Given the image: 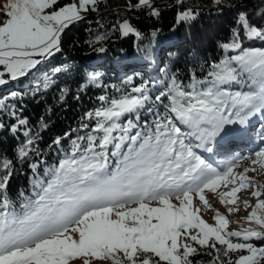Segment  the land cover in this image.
Wrapping results in <instances>:
<instances>
[{
    "label": "snow or ice",
    "instance_id": "6c2138e0",
    "mask_svg": "<svg viewBox=\"0 0 264 264\" xmlns=\"http://www.w3.org/2000/svg\"><path fill=\"white\" fill-rule=\"evenodd\" d=\"M97 3L7 0L0 12V86L26 77L59 52L65 31L84 21ZM153 3L138 0L130 7L159 16ZM196 18L192 10L182 11L177 23ZM236 25L229 41L220 45L224 56L219 62L201 66L200 74L191 73L187 81L172 73L155 95L149 82L130 91L116 89L119 96L100 95V106L83 117L87 134L71 141L58 165L43 178L39 165H30L36 179L19 210L7 195L13 162L0 159V264H193L191 257L200 249H215L208 252L209 264H264V246L249 242L255 238L264 244V185L248 175L257 166L264 170V149L234 157L221 170L196 151L212 153L233 135V126L244 128L251 118L264 117V47L245 45L264 44V27L253 24L245 11L238 13ZM119 27L124 35H141L127 20ZM98 78L96 73L90 82ZM17 123L28 121L19 118ZM10 130L19 129L12 125ZM33 144L29 138L18 158L26 160L30 150L35 152ZM245 160L251 167L237 171ZM244 190L256 199L254 206L243 200L252 209L246 217L252 226L227 231L230 221L218 210L215 224L202 218L204 209L213 210L206 191L229 205L231 214L240 210ZM232 253H238L236 258H229Z\"/></svg>",
    "mask_w": 264,
    "mask_h": 264
},
{
    "label": "trees",
    "instance_id": "16d2710c",
    "mask_svg": "<svg viewBox=\"0 0 264 264\" xmlns=\"http://www.w3.org/2000/svg\"><path fill=\"white\" fill-rule=\"evenodd\" d=\"M66 2L60 0L61 5ZM137 2L98 0L95 11H89L84 21L65 31L59 52L26 77L0 86V123L5 125L0 129V159L13 162L14 174L7 195L17 210L33 191L36 175L30 165H39L41 178L49 168L58 165L70 151L71 141L87 134L88 130L81 128L86 122L83 117L100 106V95L119 96L116 89L130 91L141 82H149L155 95L156 89H163L172 73L185 81L193 72L200 74L201 66L207 68L224 56L220 45L229 41L231 30L237 27L236 17L242 11L249 14L257 27H264V0H222L221 5H216L214 0H183L182 3L154 0L153 7L160 10L159 16L149 15L147 8L130 7ZM187 10H192L197 18L177 23L178 14ZM125 20L141 35L121 34L119 25ZM101 36L103 40L98 39ZM245 45L264 47L260 41L254 44L245 41ZM100 47L105 51H99ZM56 67L62 71L55 73ZM96 73L99 78L91 83V76ZM13 92L17 93L15 97ZM143 116L151 119L147 112ZM19 118L27 120V125L19 126ZM12 125H17L16 133L11 132ZM262 125L264 117L251 118L246 128L248 135L263 131ZM58 137L63 138L62 143L53 144ZM29 138L34 140L30 149L36 151L30 150L28 158L21 160L18 150ZM214 148L219 164L231 157L228 153L223 159L221 144ZM232 153L235 157L239 155L237 151ZM111 163L115 165L114 158ZM249 242L264 245L256 239ZM209 251L215 253L213 249H200L191 257L193 264H209L212 258ZM237 255L232 253L229 258Z\"/></svg>",
    "mask_w": 264,
    "mask_h": 264
},
{
    "label": "rangeland",
    "instance_id": "374dc122",
    "mask_svg": "<svg viewBox=\"0 0 264 264\" xmlns=\"http://www.w3.org/2000/svg\"><path fill=\"white\" fill-rule=\"evenodd\" d=\"M7 3V0H0V12H3V6ZM0 19H3L2 16H0ZM120 29V27H119ZM121 34L122 31L120 30ZM124 35V34H123ZM256 47V46H255ZM260 47V46H258ZM3 70V67L0 66V71ZM248 125L244 128H241V126H233V135L230 136L228 139L221 141L219 144L223 146L222 151H220L221 156L223 159L229 155H231L230 158H226L224 160L225 163L219 164L216 157L214 156L215 148L212 153H208L203 151L202 149H197V154L200 155L203 159L206 160L207 163L211 164L214 168L217 170H221L227 167L228 163L233 160L235 155H232V152H239L238 156H248L251 157L254 155L256 151H259L261 149H264V142H262V139L260 137V134L262 136V133H264V125H262L263 131H259L258 133H253V135H248L246 128ZM232 153V154H231ZM237 156V157H238ZM246 167H251V161L245 160L240 163L239 168L237 171H242ZM248 175L250 177L254 178L255 183L264 185V170L260 169L257 166L256 172H249ZM225 189L221 188L220 191H223ZM251 190H244L242 191L240 195V203H239V211L232 212L229 214L227 212L229 205H224L219 203L218 195L208 193L206 191V197L209 200L210 204L212 205V211H209L207 209H204L201 212L202 218L208 222L209 224H215L214 215L215 211L218 210L221 214L226 215L229 219V224L227 225V231H238L243 229L244 227L252 226L248 222H246L247 215L251 212V207L246 208L243 204V200L247 199L250 201V203L254 206L256 203V199L253 198L250 194ZM260 199H264V196H261ZM197 205L199 204L198 198L194 201ZM255 239V238H252ZM234 242H237V238H233ZM254 244V243H253ZM254 246H257L254 244ZM264 246V245H261ZM260 247V246H257ZM215 251V249H213ZM244 254H247L246 252Z\"/></svg>",
    "mask_w": 264,
    "mask_h": 264
}]
</instances>
